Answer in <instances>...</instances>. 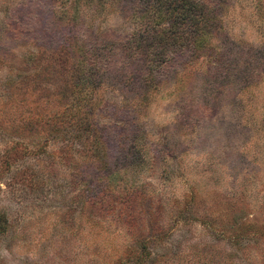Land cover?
Returning <instances> with one entry per match:
<instances>
[{"label":"rangeland","instance_id":"rangeland-1","mask_svg":"<svg viewBox=\"0 0 264 264\" xmlns=\"http://www.w3.org/2000/svg\"><path fill=\"white\" fill-rule=\"evenodd\" d=\"M144 16L115 0H0V264H264V0H229L146 92L124 71L143 69L145 35L167 20ZM86 44L106 72L80 93ZM93 126L137 136L132 216L80 206L78 136L92 149Z\"/></svg>","mask_w":264,"mask_h":264},{"label":"trees","instance_id":"trees-1","mask_svg":"<svg viewBox=\"0 0 264 264\" xmlns=\"http://www.w3.org/2000/svg\"><path fill=\"white\" fill-rule=\"evenodd\" d=\"M115 2L124 18L139 20L145 15L151 26H156L158 17L167 20L164 28L159 30L154 28L155 30L145 35L148 38H144L147 42L143 46V69L137 75L127 72L128 67L124 71L123 83L126 86L129 84L133 87L142 86L143 92H146L149 88L160 85L168 66L189 60L196 50L200 49V43L206 38L208 39L205 41L208 42L218 25L219 14L229 0H115ZM142 37L143 35L137 33L126 38L121 48L127 54V58L135 55L137 49H140ZM161 39L164 41L162 44L159 43ZM65 43L62 45L66 46ZM63 50L67 52L66 49ZM82 52L83 64L72 77V83L75 82L72 87L77 86L80 93H85L86 90L94 89L106 72L103 58L105 52L102 46L95 49L87 44L82 46ZM112 53L113 51L108 55L111 57ZM141 94L140 92L138 97ZM78 125L84 126L82 122ZM127 133L133 135L131 130H127ZM81 135L78 136L80 150L77 157L82 176L81 208L95 210L97 219H102L100 210L109 209L132 216L139 205L137 197L141 198L144 194L142 190H137L133 184L125 181L129 167L139 164L134 149L137 136H133L131 141L123 136L118 138L109 134L104 136L103 128L93 126L94 140L91 145L93 148L88 149L91 136Z\"/></svg>","mask_w":264,"mask_h":264}]
</instances>
